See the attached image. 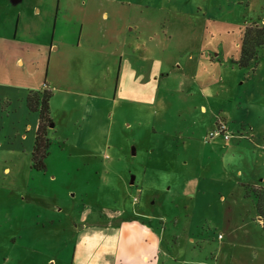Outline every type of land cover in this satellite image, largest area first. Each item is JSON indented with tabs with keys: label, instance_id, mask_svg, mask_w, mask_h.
Wrapping results in <instances>:
<instances>
[{
	"label": "rangeland",
	"instance_id": "rangeland-1",
	"mask_svg": "<svg viewBox=\"0 0 264 264\" xmlns=\"http://www.w3.org/2000/svg\"><path fill=\"white\" fill-rule=\"evenodd\" d=\"M251 24L264 0H0V39L43 46L56 92L44 168L0 112V264H222L232 236L259 264L264 49L238 66ZM120 59L153 77L148 94L116 91ZM219 120L229 140L205 142Z\"/></svg>",
	"mask_w": 264,
	"mask_h": 264
},
{
	"label": "crops",
	"instance_id": "crops-1",
	"mask_svg": "<svg viewBox=\"0 0 264 264\" xmlns=\"http://www.w3.org/2000/svg\"><path fill=\"white\" fill-rule=\"evenodd\" d=\"M43 52L44 47L35 43L21 42L16 38L0 39V112L3 111L2 108L6 111L10 109L11 111L9 110L7 117L11 115L16 123H24L28 135L22 134L20 141L23 144L28 142V149L32 146L31 134L34 141L38 124L37 102L40 99L38 95L42 91H47L50 93L52 100L56 95V92L51 93L47 88L49 84L44 81L42 72L47 61L43 56ZM118 67L119 72L115 83L117 92L121 93L123 91V94L130 95L131 101L139 98V95L149 93V88H152L154 79L147 71L143 68L137 69L132 66L130 60L124 61L123 59L119 60ZM121 70L123 73L120 72ZM29 96L32 97L31 108L28 107L27 103ZM205 137L204 141L208 142ZM257 218L260 221L262 219L259 215H257ZM238 240V236H232L231 240L227 241L228 243H220L219 252L225 254L222 264H246V262H243L244 246L240 247L239 251L235 250L238 249L235 246ZM247 250L251 249L248 248ZM258 263L264 264V254L259 257Z\"/></svg>",
	"mask_w": 264,
	"mask_h": 264
},
{
	"label": "trees",
	"instance_id": "trees-1",
	"mask_svg": "<svg viewBox=\"0 0 264 264\" xmlns=\"http://www.w3.org/2000/svg\"><path fill=\"white\" fill-rule=\"evenodd\" d=\"M264 49V27H258L257 24H251L246 27L241 39V44L239 45V67H248L252 64H256L258 58V52ZM40 99L37 102V113H38V124L34 135V143L31 151V160L34 163V167L37 169L44 168L43 159L47 156V139L46 130L51 123L48 100L50 98V93L43 91L38 95ZM32 102V97L29 96L27 103L28 107L31 108L30 103ZM254 195L255 209L259 214L261 210L259 209L258 198ZM263 225H264V215Z\"/></svg>",
	"mask_w": 264,
	"mask_h": 264
},
{
	"label": "built area",
	"instance_id": "built-area-1",
	"mask_svg": "<svg viewBox=\"0 0 264 264\" xmlns=\"http://www.w3.org/2000/svg\"><path fill=\"white\" fill-rule=\"evenodd\" d=\"M230 136L226 123L219 120L215 128L207 133L205 139L211 141L215 138H222L224 141H228Z\"/></svg>",
	"mask_w": 264,
	"mask_h": 264
}]
</instances>
